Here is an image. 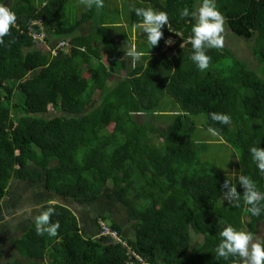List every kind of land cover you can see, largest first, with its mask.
Wrapping results in <instances>:
<instances>
[{
	"label": "trees",
	"instance_id": "1",
	"mask_svg": "<svg viewBox=\"0 0 264 264\" xmlns=\"http://www.w3.org/2000/svg\"><path fill=\"white\" fill-rule=\"evenodd\" d=\"M141 2L137 7L165 11L169 21L152 47L154 55L131 66L124 50L107 46L102 56L90 37L74 35L84 17L62 25L63 6L53 10L50 0L11 1L16 21L0 40V200L14 180L43 179L48 192L79 204L95 202L111 183L133 238L104 217L96 226L101 219L146 264H242L239 256L217 258L219 233L231 225L254 236L264 213L247 211L239 182L240 199H224L228 189L222 185L230 179L201 161L194 135L199 130L218 135L233 149L238 176L250 177L264 192V176L250 153L253 146L264 148V76L223 47L206 49L209 67L197 69L190 59L197 18L179 13L185 7L197 11L202 0ZM214 2L232 33L253 39L252 56L264 67V0ZM39 19L47 41L52 34L65 39L69 53L52 57L36 48L29 28ZM140 23L131 10L130 25ZM166 37L174 43L167 49ZM115 76L120 79L111 87ZM170 103L174 109L164 130L133 118L143 114L152 120ZM212 112L231 120H212ZM55 113L72 116L46 118ZM48 207L55 209L50 222L59 223L57 235H38L33 225L17 240L23 256L45 260L34 264H126L120 244L85 238L70 210L57 203L44 210ZM191 233L201 242L193 243Z\"/></svg>",
	"mask_w": 264,
	"mask_h": 264
},
{
	"label": "crops",
	"instance_id": "2",
	"mask_svg": "<svg viewBox=\"0 0 264 264\" xmlns=\"http://www.w3.org/2000/svg\"><path fill=\"white\" fill-rule=\"evenodd\" d=\"M44 3L47 4V2ZM140 4H143L141 0H104V7L97 9L94 5L89 8L82 0H50L53 10L63 6L59 17L62 25L84 17L83 23L74 33L75 36L90 37L92 43L101 48L102 56L104 55L103 49L107 46L113 50H124L131 66L138 61L145 62L146 57L150 58L154 55L146 34L139 26L141 23L136 27L130 25V12ZM58 41L67 42L53 34L50 35L45 52H48V46L52 48ZM43 47L44 45L39 44L36 48L43 51ZM130 49L141 53L138 61H133L132 57L127 55ZM107 189L95 202L79 204L48 192L43 179L40 181H11L8 194L0 200V264H34L37 261H45L23 256L19 252L17 240L21 239L33 225H36L35 217L50 203H57L70 210L85 238H97L96 220L99 217L119 224L124 235L133 238L125 208L117 202L114 193L110 195ZM111 200L112 204H110ZM100 204H104L105 207L100 208ZM256 237L264 238V220L257 224L254 240Z\"/></svg>",
	"mask_w": 264,
	"mask_h": 264
},
{
	"label": "clouds",
	"instance_id": "3",
	"mask_svg": "<svg viewBox=\"0 0 264 264\" xmlns=\"http://www.w3.org/2000/svg\"><path fill=\"white\" fill-rule=\"evenodd\" d=\"M82 2L86 3L89 8L93 5L97 9L104 7V0H82ZM133 11L137 17L141 18L139 26L146 34L151 48L156 46L163 36L162 28L169 21L167 12L143 7H135ZM179 15L181 18L188 16L197 18V23L193 24L191 28L190 43L193 51L190 54V59L197 69L203 72L209 67L211 59L206 54V49L223 47V37L220 33L223 32L224 18L216 8L214 0H202L197 11L189 12V9L185 7ZM15 21V12L4 3H0V40L8 34L10 26L14 25ZM136 26L133 25V27ZM172 42L170 39L165 41L166 44ZM127 55L132 57L133 61H138L141 53L130 49ZM210 116L212 120L222 124H228L231 120V117L224 113L212 112ZM210 131L213 130L210 129ZM250 153L260 174L264 176V148L253 146L250 148ZM238 182L244 189V203L249 206L247 211L253 216H260L264 213V192L258 191L254 181L246 175L238 176ZM222 189H228L227 192L223 191L225 200L232 202L240 199V194L235 186H230V181L225 180ZM54 212L53 207H48L35 217L38 235L47 234L50 237L57 235L59 223L50 222V217ZM219 237L222 239L215 249L217 258L228 259L230 255L239 256L243 260V264H264V238L256 237L254 240L252 233L238 231L231 225L224 227L220 231Z\"/></svg>",
	"mask_w": 264,
	"mask_h": 264
},
{
	"label": "rangeland",
	"instance_id": "4",
	"mask_svg": "<svg viewBox=\"0 0 264 264\" xmlns=\"http://www.w3.org/2000/svg\"><path fill=\"white\" fill-rule=\"evenodd\" d=\"M6 6H9L12 0H6ZM223 37V48H226L231 53H233L238 59L245 62L250 69L256 71L259 75L264 76L263 70L264 67L258 66L259 64L256 62L255 58L252 56L251 48L253 46V39H246L242 37L236 36L234 33L230 31L228 27H226L223 22V32L220 33ZM47 46V44H45ZM45 46L43 47V51L45 52ZM151 46V45H150ZM120 77L115 76L109 80L108 84L112 87ZM19 96L16 94V97ZM98 104V101L93 103V106ZM173 105L170 103L169 106L165 109L166 112L164 114H158L152 120L147 118L143 114H135L134 120L137 123H151L159 128L160 130H164L165 128V120L168 115L173 112ZM59 115L58 113L46 115V118L50 119L54 116ZM198 133L194 135V139L197 141L198 148L201 154V161L212 164L214 167L218 169L219 172L228 176L231 182V186H237L238 184V169L236 166V158L232 156L233 149H231L218 135L214 133L199 130ZM153 137H157L155 133L152 134ZM157 141L154 139V142ZM109 194L112 195L114 193V187L111 183L108 184ZM112 204V200L110 202ZM100 208L105 207L104 204H100ZM123 207V206H122ZM264 220V219H263ZM107 224L110 223V220H105ZM260 227V225H259ZM191 239L193 243H200L202 237L199 235H195L191 233Z\"/></svg>",
	"mask_w": 264,
	"mask_h": 264
},
{
	"label": "built area",
	"instance_id": "5",
	"mask_svg": "<svg viewBox=\"0 0 264 264\" xmlns=\"http://www.w3.org/2000/svg\"><path fill=\"white\" fill-rule=\"evenodd\" d=\"M34 26L38 27V31H35L33 29ZM33 29V30H32ZM29 33L32 36L33 40L37 42V44H42L45 46L47 44V34L43 29L42 26V19L33 21L30 28ZM172 40L171 37L164 38V48H170L174 45L172 42L171 44H166V40ZM58 51H64L66 53H69L71 51V45L68 44L65 41H58L54 44L52 48L48 46V52L53 57L57 54ZM98 237H108L112 240L114 244H120L125 249L126 254V264H146L140 256H138L132 249V247L128 246L127 242L121 238V236L118 235V233L113 230L110 226H108L106 223H104L101 219L98 221Z\"/></svg>",
	"mask_w": 264,
	"mask_h": 264
},
{
	"label": "water",
	"instance_id": "6",
	"mask_svg": "<svg viewBox=\"0 0 264 264\" xmlns=\"http://www.w3.org/2000/svg\"><path fill=\"white\" fill-rule=\"evenodd\" d=\"M59 115H61V116H67V117L72 116V115H70V114H66V113H61V114H59Z\"/></svg>",
	"mask_w": 264,
	"mask_h": 264
}]
</instances>
